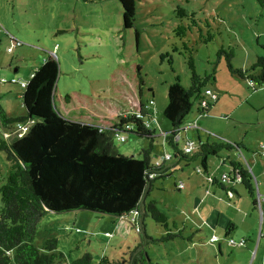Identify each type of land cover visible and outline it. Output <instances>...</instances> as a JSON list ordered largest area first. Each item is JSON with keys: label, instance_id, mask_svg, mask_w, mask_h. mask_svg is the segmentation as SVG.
Here are the masks:
<instances>
[{"label": "rangeland", "instance_id": "obj_1", "mask_svg": "<svg viewBox=\"0 0 264 264\" xmlns=\"http://www.w3.org/2000/svg\"><path fill=\"white\" fill-rule=\"evenodd\" d=\"M132 3L133 27L123 29L119 0H0V109L12 118L25 114L20 99L22 85L49 54L57 62L59 93L79 92L96 101L108 102L116 90L120 91L126 84L122 76L124 69L136 64L143 81L141 101L148 102L147 110L153 122L155 139L150 155L155 162L165 152L173 154L162 134L171 129L162 111L167 103V87L174 77L184 86L189 84L186 54L181 48L185 42L194 49L192 57L198 74L215 66L214 81L208 87L218 95V100L205 112L193 106L184 124L193 121L195 127L184 126L178 133L177 146L183 149L185 138L195 147L200 140H217L220 139L217 136L225 132L234 138L244 129L248 133L246 138H250L264 131V106L259 107L264 103V85L251 88L249 81L230 76L224 60L216 59L215 55L220 45L234 46L231 64L236 68L247 67L257 56L264 55V8L254 0H132ZM177 6L183 8L185 16H176ZM180 22L192 26L183 38L172 32ZM199 27L203 32L209 30L213 38L206 43L198 42ZM13 40L21 44L13 47ZM116 80L117 86H112ZM221 95L225 96L220 100ZM150 99L153 102L149 103ZM12 126L14 128L16 123ZM11 130L0 126V135L11 141L15 135ZM118 135L125 140L119 141L114 136L112 143L120 154L139 156L140 150L149 145L145 138L123 132ZM231 157L243 163L257 199V189H264L263 155L235 152ZM174 161L172 158L164 164L171 165ZM7 165L0 151V170ZM196 165L197 162L186 165L179 161L169 175L155 180L147 196V200H156V207L166 215L169 223L177 221L176 228L170 224L169 227L172 232L181 230L184 238L148 241L141 249L149 260L158 264H264V219H259V210L249 215L252 213L248 211L251 207L249 196L248 207L241 200L236 203L237 212L232 210L236 224L226 237L218 228L219 237L210 242L211 230L205 225L198 226L201 217L197 212L192 213V207L200 198L207 202L212 200V206L221 209L225 201L220 203L203 197L200 193L203 186L201 189L199 184L206 173L198 174ZM175 180L183 181L185 188L177 190ZM262 194L260 198L264 199ZM203 207H207L206 204ZM181 209L184 214L192 212L182 216ZM130 215L126 222L110 214L83 209L47 212L37 223L33 244L41 249L46 239L55 238L57 249L68 260L88 252L92 264L101 256L128 258L143 241L141 232L143 237L146 235L150 239L165 235L163 226L150 217L144 218V231L136 232L134 226L128 224ZM187 236L193 237V241H187ZM229 238L236 242L244 238L245 246H229L225 242Z\"/></svg>", "mask_w": 264, "mask_h": 264}, {"label": "trees", "instance_id": "obj_2", "mask_svg": "<svg viewBox=\"0 0 264 264\" xmlns=\"http://www.w3.org/2000/svg\"><path fill=\"white\" fill-rule=\"evenodd\" d=\"M254 1L264 8V0ZM119 2L123 29L132 28V0ZM174 12L176 16H185L179 6ZM190 29V24L180 22L172 32L183 38ZM199 29L198 42L206 43L213 38L209 30ZM181 48L186 54L189 84L184 86L174 77L167 87V103L162 111L171 125L164 141L173 149L170 159H175L174 164L154 165L151 161L155 134L147 125L152 117L148 114V102L141 101L143 81L136 64L124 69L122 76L126 84L120 91L116 90L108 102L96 101L74 91L60 94L56 87L57 62L49 54L22 85L20 99L25 114L12 118L0 109L1 127H10L15 133L12 123L29 124L24 133H15L11 141L0 135V151L8 161L6 168L0 170V264H92L88 252L68 260L57 249L55 238L46 239L41 249L33 244L37 223L47 212L83 209L120 217L135 211L141 231H144L145 217L152 218L165 230V235L157 239L144 235L145 244L184 238L181 230L171 231L169 224L176 228L175 223L168 222L154 199L141 204L143 194L148 196L155 180L168 175L179 161L186 165L197 162V167L204 172L209 156L235 150L240 144L221 139L200 141L190 153L175 146L174 136L181 131L193 106H198L203 90L209 88L215 75L214 65L210 71L198 74L192 57L194 49L185 42ZM234 52V46L220 45L215 51L216 59L222 58L227 73L248 80L251 88L264 85V55L257 56L247 67L236 68L231 64ZM112 86H117V80ZM120 132L145 138L149 145L140 150L139 156L120 154L112 143L113 137ZM241 175V183L249 188L253 204H257L247 171L243 169ZM260 208L264 219V208ZM185 239L190 241L191 237ZM142 242L134 248V255V250L130 252L132 257L110 259L101 256L96 264H158L149 260L143 249L137 250Z\"/></svg>", "mask_w": 264, "mask_h": 264}, {"label": "crops", "instance_id": "obj_3", "mask_svg": "<svg viewBox=\"0 0 264 264\" xmlns=\"http://www.w3.org/2000/svg\"><path fill=\"white\" fill-rule=\"evenodd\" d=\"M216 96H217L216 100H218V95H216ZM224 96L225 95H221L220 100L223 99L222 97H224ZM152 102H153V100H152ZM219 102L220 101H218V103ZM262 106H264V103L261 104L259 107H262ZM199 115H202V114H199ZM191 122H193V121L188 122V124L191 123ZM152 123L153 122L151 120L150 121V128H151V124ZM186 124H187V122H186ZM186 124H184V122H183V126H187ZM242 131L243 132L241 134L239 133V135L235 136L234 138H231V136L228 133H226V132H225V134L221 133V134H219L220 136H217L221 140H224V141H227V142H230V143H237V144H240V146L237 149H235V150L222 151V152H220L217 155H212V156L215 157V159H212L211 158L212 156H209L208 159H207L208 167H207L206 171H204V173L211 174L216 179V178H219L222 173L230 172V170L232 168H235V169L238 170L239 176H241V178H242L241 171L243 169L246 170V168L244 167L243 163L239 159L231 157L232 153L239 152L240 154L243 155L244 152H247L249 154V156H251V154L254 155L255 152H258L260 155L262 154L263 157H264V131H261V133H259L258 135L254 136V137H250V138H246L248 133L244 129ZM198 139H200V138H198ZM177 141H175V146L179 150H183L182 148L177 146ZM189 141H190L189 138H185V144H186V142L189 143ZM200 141H210V140H203L202 139ZM165 153H167V152H165ZM197 166L198 165H196V167ZM221 166H222V168H221ZM211 167H213L212 170H211ZM249 169H251V167ZM263 169H264V167H263ZM263 169H262L261 173H263ZM169 174H170V172H169ZM179 182L182 183V185H183L182 188H178L177 187V184ZM200 182L201 183L199 184V186L201 187V189H202V186H203V190L200 191V193L203 195V197H207L208 196L211 199H214L216 202H220V203L225 201L224 207H222L223 209H221L219 206L218 207H215V206L213 207L212 204H211L212 200L210 202H207V201L204 200V198H200L201 200H198L196 202L197 205L195 204V206L192 207V211L193 212L192 211L191 212L192 213L197 212L198 214H200V217H201L200 223L198 224V226L205 225L209 230H211V233H212L211 235H213V236L215 235V236L219 237L218 234H217V229L220 228V231H223L224 235H225L224 237H226L228 235V233H229V232L227 233L226 231H230V230L235 228L234 225L236 223L233 221L235 213L232 210L235 209V211H236V209L238 208L236 203L241 201V200H243L245 206L248 207V201H246V200H248L247 199L248 196L250 198V206L252 207V208L250 207L249 210L247 209L248 211L252 212L249 215L253 216L252 215L253 211L257 212L259 210V219L260 220L262 219L260 206H262L264 208V199H262L260 197L263 196L262 193H264V189L263 190L262 189H259V190L257 189V196L259 197V201H258V197H257V204H253L252 195L249 193V188L247 186H245L241 182H236V181L232 180V177H231V179L229 181H227V182H225L223 184H220V183L208 184L205 181V176L203 175V179L200 180ZM258 184L259 183L255 179V185H258ZM174 186H175V188L177 190H181V189L185 188V184L181 180H178V181L175 180ZM204 188H205V192H204ZM193 189H194V187H193ZM188 193L191 194L192 192L189 191ZM146 201H147V196L144 195V202H146ZM258 202L260 204L259 207H258ZM204 204H206L207 207L204 208L203 207ZM189 212L190 211H188V213ZM179 213H181L182 216L183 215L184 216H189L188 213L184 214L182 209H181V211H179ZM130 214L131 213H128L127 215L120 216V217H117V218L119 220H122V221L125 220L126 221V218ZM238 219L242 220V219L239 218V216H238ZM192 221H193V219H192ZM172 222L176 223L177 221L176 220H172ZM140 231H141V229H140ZM259 232H260V235H262L261 231H259ZM220 238H218V239L220 240ZM192 239H193V237H191L190 241ZM241 239L244 240V238H241ZM241 239H239V240H241ZM239 240H237V241H239ZM225 242H226L227 245H229L227 241H225ZM240 246H242V247L245 246V240H244V244L240 245ZM218 247H219V244H217V248Z\"/></svg>", "mask_w": 264, "mask_h": 264}, {"label": "built area", "instance_id": "obj_4", "mask_svg": "<svg viewBox=\"0 0 264 264\" xmlns=\"http://www.w3.org/2000/svg\"><path fill=\"white\" fill-rule=\"evenodd\" d=\"M21 43L19 41H16V40H13V47H16V46H19ZM11 49L10 48H7V51H10ZM217 98L216 94L209 88H206L203 90V97L199 100V104L197 106L198 110H200L201 112H205L206 109L209 108V106L211 105V103L213 101H215ZM150 126V124H147ZM29 127V124L26 123V124H16V126L14 127V130L16 134L18 135H21L22 133H24ZM186 127H195V123H189ZM185 127L182 126V129H184ZM125 129H129L128 126H125ZM181 129V130H182ZM165 135V133H163V136ZM117 138L119 139V141H124L125 140V137L122 136V135H118L116 134ZM179 139V135L178 133L174 136V140H178ZM194 148L191 146L190 143L186 142V145L184 146L183 148V151L185 153H190ZM170 159V154L168 153H164L162 154V156L157 159L154 163V165H162L164 164L167 160ZM196 172L197 173H201V169L196 167ZM232 177V180L236 181V182H241L242 181V178L241 176H239V172L237 169L235 168H232L230 170V172H225V173H222L220 175L219 178H214L211 174H206L205 175V180L208 184H213V183H220V184H223L227 181H229ZM182 183L179 182L177 184V187L178 188H182ZM131 213V216L129 217V221H128V224L129 225H132L134 226L135 228V231L136 232H139L140 231V225H139V221H138V216H137V213L135 211L133 212H130ZM106 235L110 236V234H107V232H105ZM217 240V237L216 236H211L209 238V241L210 242H214ZM244 243L243 239L239 240L238 242H236L235 240H233L232 238H229L228 239V244L230 245H242Z\"/></svg>", "mask_w": 264, "mask_h": 264}, {"label": "water", "instance_id": "obj_5", "mask_svg": "<svg viewBox=\"0 0 264 264\" xmlns=\"http://www.w3.org/2000/svg\"><path fill=\"white\" fill-rule=\"evenodd\" d=\"M144 201V194H143V196H142V198H141V203ZM141 232V231H140ZM141 235H142V238H143V244L137 249V250H139V249H141L142 247H143V245L145 244V240H144V237H143V234H142V232H141ZM136 252V251H135ZM135 252L133 253V255L135 254ZM131 257H132V255H131Z\"/></svg>", "mask_w": 264, "mask_h": 264}]
</instances>
